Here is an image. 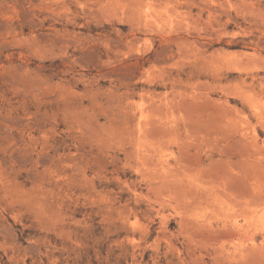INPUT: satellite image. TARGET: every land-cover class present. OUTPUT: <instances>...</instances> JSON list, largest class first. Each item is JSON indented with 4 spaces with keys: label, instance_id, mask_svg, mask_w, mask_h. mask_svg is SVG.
<instances>
[{
    "label": "rangeland",
    "instance_id": "rangeland-1",
    "mask_svg": "<svg viewBox=\"0 0 264 264\" xmlns=\"http://www.w3.org/2000/svg\"><path fill=\"white\" fill-rule=\"evenodd\" d=\"M0 264H264V0H0Z\"/></svg>",
    "mask_w": 264,
    "mask_h": 264
}]
</instances>
